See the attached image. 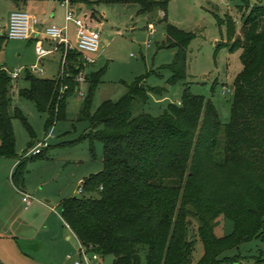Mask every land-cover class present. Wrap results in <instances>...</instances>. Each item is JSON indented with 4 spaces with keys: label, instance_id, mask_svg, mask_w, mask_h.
I'll use <instances>...</instances> for the list:
<instances>
[{
    "label": "trees",
    "instance_id": "1",
    "mask_svg": "<svg viewBox=\"0 0 264 264\" xmlns=\"http://www.w3.org/2000/svg\"><path fill=\"white\" fill-rule=\"evenodd\" d=\"M101 1L136 3L142 12L166 10L169 3ZM239 7L248 9L240 35H236L237 24L232 16L219 20L226 21L231 41L223 44L231 51L241 49L243 64L233 81L228 122L221 120L211 98L194 94L189 84L181 104H170L158 116L148 112L135 115L136 100L145 102L150 92L162 94L165 90L147 85L145 75L127 84V91L118 100H105L93 110L94 91L106 66L87 75L90 88L83 97L79 116L90 126L77 140L103 142V168L83 179L81 194L61 200V216L92 251L114 255L113 264H142L141 250L146 248L147 264H191L195 241L188 239V214L202 220L199 237L204 254L197 264H219L223 251L253 238L264 240V4L257 1L250 5V0H241ZM163 20L166 36L173 40L167 46L175 49L173 61L165 68L171 72L168 82L175 84L188 75L187 47L194 34L166 17ZM71 51L64 74L44 78L27 70L29 86L19 91L40 112L47 113L46 128L66 117L67 100L80 89L76 77L81 66L75 64L80 53ZM62 85L67 88L60 93ZM11 89L12 77L1 66L0 156L16 158L14 116L22 119L32 136L34 132L18 107L11 112ZM27 163L28 157H20L12 173L17 187L24 183ZM251 171L260 175H250ZM228 176L235 182L249 177L251 188L259 196L246 197L244 190H233L225 180ZM219 213L234 222L233 231L222 237L214 235L211 223ZM0 264L5 263L0 259ZM254 264H264V259Z\"/></svg>",
    "mask_w": 264,
    "mask_h": 264
},
{
    "label": "rangeland",
    "instance_id": "2",
    "mask_svg": "<svg viewBox=\"0 0 264 264\" xmlns=\"http://www.w3.org/2000/svg\"><path fill=\"white\" fill-rule=\"evenodd\" d=\"M257 1L264 4V0H250V5ZM62 2L63 0H59V3ZM13 3L14 0H0V67L4 66L7 72L20 70L19 78L12 83L10 110L14 113L18 107L34 132L32 136L22 119L14 116L16 158L19 162L20 157H28L25 174L27 192L34 199L26 208L21 191V197H14L12 206L18 216L26 218L29 224L35 227L34 233L38 237L64 240L65 235L70 234L69 243L72 245L70 253L76 255L79 244L60 216V202L65 197L82 193L77 191L78 186L83 179L102 170L104 155L101 140L89 138L77 140L88 132L90 126L88 120L79 116L83 97L88 94L90 88L87 75L106 66L102 81L94 91L93 110L105 100H118L127 91V84L137 76L145 75L147 85L164 87L165 90L162 94L150 92L145 102L136 100L133 106L135 115L141 112H148L153 116L164 113L170 104L182 100L183 91L189 84L194 94L211 98L221 120L228 122L233 101V81L243 64L240 59L241 49L231 51L229 45L223 44L231 41L228 38L226 21L221 23L219 20H225L228 15L232 16L237 24L236 35H240L243 15L248 9L239 7L241 0H169L166 10L158 8L153 12H142L136 3L101 1L90 4V7L97 10L96 12L89 10L95 24L104 22L100 30V50L83 55L72 49L80 53L75 64L81 66L77 76L83 75L84 81H79L80 89L68 98L66 117L56 122L54 136L49 139L50 147L31 159L32 155L26 154L37 142L44 140L50 126L46 128L47 113L40 112L36 104L21 96L19 91L29 86L26 79L27 70L44 78H57L62 71L63 53L61 50L53 51L40 59L35 41L5 37L4 31L13 10ZM82 7L89 9L87 5ZM48 8L50 9V6H47ZM51 12L53 13V10ZM164 17L179 28L194 34L187 47L188 75L184 81L175 84L168 82L171 72L165 68L173 61L175 49L167 46L169 41L173 40L166 36ZM152 28H155V32H152ZM71 42L75 44L74 37H71ZM44 46L47 48V42ZM84 56L94 61L88 62ZM34 64H39L44 72H33L31 68ZM251 174L260 175L255 171H251ZM9 179L12 181L11 175ZM225 180L232 185L233 190H238L237 192L244 190L243 195L246 197L259 196V193L251 188L252 182L249 177L242 178L240 182L238 180L235 182L231 176ZM93 195L97 193L93 192ZM235 203L239 205L240 202ZM190 210L193 213L192 207ZM186 221L189 225L188 239L195 241L191 264H197L204 254V245L199 237L202 220L198 215L188 214ZM211 223L216 237L225 236L234 229L233 220L227 218L224 213H219ZM70 229L72 230L71 227ZM147 250V248L141 250L142 264H147L145 258ZM49 255L50 249L45 248L43 251L35 252L33 255L35 259L19 257L18 264H45L42 260L49 259ZM219 259V264H254L257 259H264V240L253 238L244 241L223 251ZM113 261L114 255L99 254L95 264H113ZM64 264H74V259Z\"/></svg>",
    "mask_w": 264,
    "mask_h": 264
},
{
    "label": "crops",
    "instance_id": "3",
    "mask_svg": "<svg viewBox=\"0 0 264 264\" xmlns=\"http://www.w3.org/2000/svg\"><path fill=\"white\" fill-rule=\"evenodd\" d=\"M99 2H101V0H71V6L76 11L77 14H81L84 11H88V10H93L94 12H96L97 10L94 7H90V4H96ZM85 5H87L89 9L82 7ZM47 6H50V9L49 8L47 9ZM16 9H21L33 15H36L41 25L57 24L59 26H64L66 23L65 20L66 7L63 4V2L59 3V0H14L13 10ZM52 10L53 13L52 12L50 13V11ZM101 15L104 17L103 14ZM103 24H104L103 21L99 24L100 30H101V25ZM6 30L7 28L4 31L5 37H7ZM76 30H77L76 25L73 22H70L69 37L70 40L71 37L75 38V44H76ZM29 40L35 41V44H37V41L35 39H29ZM43 42L45 43L47 41H43ZM50 44L51 42L50 43L47 42L48 45L47 47H50ZM59 50H61L63 53L61 47L55 51H59ZM17 161H18L17 158L0 156V259H2L5 264H18L19 257L24 256L26 258L35 259V257L33 256L35 255V252L43 251V249L46 248V249H50L49 259L42 260V257H40L41 258L40 260H42L45 264H64L65 262L73 259L75 264V260L78 257V250L76 255L70 253L72 249V245L69 243V240L71 239L70 234L65 235L64 237V240L66 241L65 243H63L62 241L64 240H61L60 238L38 237L34 233L35 227L29 224L26 218L24 219L18 216V213L16 212L15 208L12 206V200H14V197L16 198L21 197L22 190L27 192L26 177L21 187H17L14 184L13 180L10 181L9 179L10 175L12 179V173L15 170L17 164L19 163ZM32 200L29 203V205L32 204ZM29 205H26L25 203L26 208ZM62 220L64 221L63 218ZM66 227L69 229L71 234L75 236L79 244V239L76 236V234L67 225ZM52 250L54 251V253ZM59 251H61V253H59ZM68 254H70L71 257H68Z\"/></svg>",
    "mask_w": 264,
    "mask_h": 264
},
{
    "label": "built area",
    "instance_id": "4",
    "mask_svg": "<svg viewBox=\"0 0 264 264\" xmlns=\"http://www.w3.org/2000/svg\"><path fill=\"white\" fill-rule=\"evenodd\" d=\"M63 4L66 7L64 26L57 24L41 25L36 15H33L27 11L16 9L13 10L9 17V23L6 30V36L10 39H35L36 52L40 59L46 54H49L60 47L63 50L62 55V71L64 74V67L67 62V53L72 49H76L83 55L85 53H96L100 50L101 46V31L99 25L95 24L94 17L90 11H84L81 14H77L71 6V0H63ZM73 22L76 25V44L73 45L69 37V23ZM152 32H155V28H152ZM51 42L50 47H45L44 42ZM86 61L93 62L94 60L84 56ZM33 72L39 71L43 73V69L39 67V64H34L31 68ZM9 72V71H8ZM9 74L12 77V83H14L20 76V70L10 71ZM76 79L84 81L83 75L77 76ZM67 88L66 85H62L60 93H63ZM181 104V101H178ZM55 123L50 126V129L44 138V140L37 142L30 151L26 154L32 156L40 154L44 149L50 147L49 139L54 136ZM26 157V156H24ZM78 192H83V180L78 186ZM23 192V201L26 205H29L33 196L25 191ZM70 228V226L67 224ZM68 257H71L68 254ZM99 259V254L91 250V246L83 244L79 240L78 257L75 260V264H95V261Z\"/></svg>",
    "mask_w": 264,
    "mask_h": 264
},
{
    "label": "water",
    "instance_id": "5",
    "mask_svg": "<svg viewBox=\"0 0 264 264\" xmlns=\"http://www.w3.org/2000/svg\"><path fill=\"white\" fill-rule=\"evenodd\" d=\"M74 197H77L78 196V194H75V195H73Z\"/></svg>",
    "mask_w": 264,
    "mask_h": 264
}]
</instances>
